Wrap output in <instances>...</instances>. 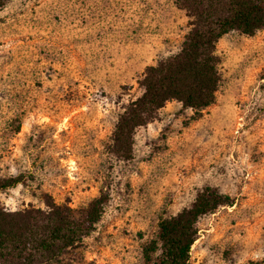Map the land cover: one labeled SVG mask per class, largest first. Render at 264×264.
Segmentation results:
<instances>
[{
  "label": "rangeland",
  "instance_id": "obj_1",
  "mask_svg": "<svg viewBox=\"0 0 264 264\" xmlns=\"http://www.w3.org/2000/svg\"><path fill=\"white\" fill-rule=\"evenodd\" d=\"M174 0H7L0 7V192L11 210L44 194L83 208L106 194L82 244L49 264H144L161 218L204 186L232 198L198 218L187 264H264V26L218 40L221 81L195 119L168 101L136 129L132 158L111 152L137 80L180 46L188 18Z\"/></svg>",
  "mask_w": 264,
  "mask_h": 264
},
{
  "label": "trees",
  "instance_id": "obj_2",
  "mask_svg": "<svg viewBox=\"0 0 264 264\" xmlns=\"http://www.w3.org/2000/svg\"><path fill=\"white\" fill-rule=\"evenodd\" d=\"M7 0H0V7ZM188 18L179 49L146 65L137 80L141 94L117 115L111 152L121 160L132 158L137 128L153 121L168 101L190 109L192 119L214 103L221 76L216 44L224 34L252 35L264 26V0H174ZM25 182V175L0 176V192ZM106 194L100 192L83 208L60 204L44 194V208L28 204L11 210L0 202V264H49L82 244L101 217ZM230 196L204 186L191 204L161 218L155 237L142 246L144 264H187L198 235L197 221L220 205H231Z\"/></svg>",
  "mask_w": 264,
  "mask_h": 264
},
{
  "label": "crops",
  "instance_id": "obj_3",
  "mask_svg": "<svg viewBox=\"0 0 264 264\" xmlns=\"http://www.w3.org/2000/svg\"><path fill=\"white\" fill-rule=\"evenodd\" d=\"M179 103V102H178Z\"/></svg>",
  "mask_w": 264,
  "mask_h": 264
}]
</instances>
